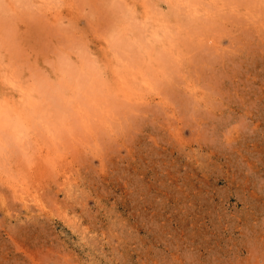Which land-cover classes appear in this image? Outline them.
<instances>
[{
	"label": "rangeland",
	"instance_id": "1",
	"mask_svg": "<svg viewBox=\"0 0 264 264\" xmlns=\"http://www.w3.org/2000/svg\"><path fill=\"white\" fill-rule=\"evenodd\" d=\"M0 264H264V0H0Z\"/></svg>",
	"mask_w": 264,
	"mask_h": 264
}]
</instances>
